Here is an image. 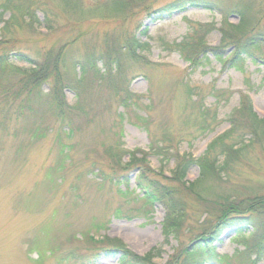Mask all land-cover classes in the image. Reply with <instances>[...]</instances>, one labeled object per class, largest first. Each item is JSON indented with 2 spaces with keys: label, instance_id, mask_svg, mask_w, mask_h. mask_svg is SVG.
Returning a JSON list of instances; mask_svg holds the SVG:
<instances>
[{
  "label": "rangeland",
  "instance_id": "rangeland-1",
  "mask_svg": "<svg viewBox=\"0 0 264 264\" xmlns=\"http://www.w3.org/2000/svg\"><path fill=\"white\" fill-rule=\"evenodd\" d=\"M117 1L119 13L110 11L113 0H109L100 12L89 13L82 21L79 17L87 15L71 0H48L45 10L52 13V32L43 24L44 9L37 12L40 22L36 24L25 17L5 31L10 14L0 20V43L5 45L2 39L12 38L16 54L35 55L77 38L67 53L69 60L78 59L87 51L100 50L124 30L147 43L137 52L142 58H127L122 73L129 83L122 85L143 96L140 105L120 108L119 98L107 86L114 80L107 77L100 87L87 89V97L80 100L87 110L74 114L73 135L63 133L61 123L42 108L36 119L50 127L47 132L44 127L31 129L35 126L30 110L27 118L18 105L0 104V264H122L123 249L142 258L143 264H166L202 231L206 209L217 199L216 195L202 201L192 194L190 185L200 177L196 165L188 168L183 180H174L176 159L203 156L233 119L240 126L253 122V112L264 119V42L257 38L256 47L232 63L237 49L230 48V39L223 38L221 31L235 33L240 44L245 41L248 31L232 26L240 23L238 7L247 4L251 9L246 11L247 27H254L250 33L261 36L264 0H202L217 8L188 6L160 19L156 11L175 0ZM136 3L150 6L141 10ZM123 12L130 14L128 21L119 16ZM202 38L206 47L219 48L222 54L209 53L195 67L178 48L184 41L201 44ZM15 61L21 68L30 66ZM64 94L70 105L78 104L73 91L66 89ZM247 97L252 106L242 111V98ZM119 112H126L122 120ZM201 122L208 128L202 129ZM260 126L264 130V124ZM261 132V143L243 148L230 181L219 186V195L231 200L264 193ZM245 133L239 130L238 135ZM132 152L137 160L127 166ZM143 169L148 180L164 189L184 192L188 213L178 238L163 231L166 204L148 203L143 197L137 180ZM259 228L264 231V224ZM254 236L252 228L226 231L211 245V251L221 256L218 264H251L254 255L247 243L256 246ZM258 264H264V259Z\"/></svg>",
  "mask_w": 264,
  "mask_h": 264
},
{
  "label": "trees",
  "instance_id": "trees-1",
  "mask_svg": "<svg viewBox=\"0 0 264 264\" xmlns=\"http://www.w3.org/2000/svg\"><path fill=\"white\" fill-rule=\"evenodd\" d=\"M48 0H0V20H3V16L8 13L10 17L5 21V29H10L14 22L20 19L29 17L30 23H39V16L37 12L39 9H44ZM52 2L56 0H51ZM94 1V4L92 3ZM109 1V0H105ZM102 0H89L87 3L84 0H71L72 4L77 8L85 12L87 16H80L79 20H87L89 13H98L106 2ZM111 1V0H110ZM59 2V1H58ZM68 2V1H67ZM119 1L113 0L112 8L110 11L119 13L115 10L116 4ZM85 3V4H84ZM67 6V4H66ZM137 8L145 10L149 8V3H136ZM188 6L193 7H205L213 9L216 6L212 2L204 3L202 0H175L164 7L159 8L156 12H160L159 19L164 16L171 15L176 10H184ZM36 7V8H35ZM35 8V10H34ZM217 8V7H216ZM250 7L247 4L242 7H238L236 10L240 23L237 26H232L235 29L241 31L246 30L244 33L245 41L240 44L239 38L235 33L228 34L223 28V38L230 39V48L237 51L235 56L232 57L230 62H234L237 58H243L244 55H248V50L256 47V40L261 39L264 42V33H260L261 36L250 33L255 30L254 27H247L249 21V15L247 10ZM109 9V8H108ZM92 10V11H91ZM47 12V10H45ZM119 15L123 20L128 21L130 14ZM93 15V14H92ZM52 13L47 12L45 14L43 24L47 29L54 30L52 24ZM86 17V18H85ZM76 18V17H75ZM85 18V19H84ZM77 19V18H76ZM74 19V21H76ZM253 19V17H251ZM226 21V20H225ZM82 22H79V28H81ZM13 28H16L15 26ZM254 28V29H253ZM6 31V30H5ZM82 29H80L81 35ZM250 33V34H248ZM116 38L111 43L106 42L100 50L87 51L81 58L68 59V47L77 40H64V42L58 48H50L46 51L41 49V52H37L35 55H28L18 51L17 54L11 49L13 47V41L9 39H2L5 43H0V89L3 90V97L0 104H13L18 105L20 113L26 111V117H30L29 110L34 117L33 123L35 131L43 130L47 132L50 127L39 123L36 119L39 116L38 110L42 108L45 115L51 116L55 121L61 123L66 135H73L76 131L73 124V116L76 112L86 111L83 103L80 100L87 97V89L91 92L96 87H100V83L104 82L107 77L112 78L114 83L107 85L108 88L115 93V97L119 98L117 105L120 108L126 110L130 109L133 104L138 107L140 100L143 98L141 95L131 93L127 87H124L123 82H127L123 71L127 64V58L137 59L142 58L137 52L145 48L147 43L141 42L135 36H131L130 32L124 30L122 33L116 34ZM255 35V36H254ZM241 38V37H240ZM237 40V41H236ZM202 43L190 44L184 41L179 44L180 51L184 52L182 56L185 61H190L195 67L204 63L202 59H208L209 53L214 55L222 54L219 48H209L204 44V39L200 40ZM259 43V42H257ZM12 46V47H11ZM228 46V47H229ZM10 50H9V49ZM21 62H27L30 66L27 68H21L16 65L15 60ZM125 82V83H126ZM126 85H129L127 82ZM45 86L48 90L45 91ZM73 91L79 102L77 105H70L65 98V90ZM1 93V94H2ZM247 98H242L240 107L242 111L251 102ZM91 108V107H90ZM250 109V108H249ZM126 112H119L118 115L122 120ZM36 114V116L34 115ZM87 114V112H85ZM208 113L205 112V116ZM253 122L249 121V124L240 126L238 120L233 119L231 126L224 133L218 135L207 146L204 155L197 160L186 158H177L176 172L174 173V180L181 181L183 176L187 172L188 168L192 165H196L200 169V177L193 182L190 186L192 194L195 197H202V201H206L209 197H215L217 199L212 203V207L206 209V218L202 225V231L193 238L192 242L184 249H180L173 258H171L166 264H218L220 262V254L211 251L212 243L219 241L222 235L228 230L241 231L245 228H252L254 231L257 244L252 246L251 243H247L252 249L254 258H251V264H258L259 261L264 259V231L259 228L264 224V193H249L247 195L233 197L230 200L227 196L219 195L218 188L221 183H227L230 181L231 172L235 169L236 163L242 158V150L246 146L255 143H261V135H259V129L264 130L260 124H264V119L260 120L258 116L253 112ZM43 119V116H42ZM44 121V120H43ZM202 129H207V125L200 123ZM213 130V129H212ZM239 130H244L245 134H239ZM249 135V136H248ZM247 137V138H246ZM258 138V139H257ZM158 153V152H157ZM130 154V162L127 166L134 165L137 153L132 152ZM121 157H119L120 160ZM137 160V159H136ZM138 167V166H136ZM121 177H126L123 175ZM120 177V178H121ZM138 184L142 186L144 191V198L148 203L164 202L166 204V216L163 221V231L169 237L173 236L178 238L180 230L186 221L188 213V205L185 201V194L179 189H164L155 180H148L146 171H139L137 175ZM206 184V181L210 182ZM202 183V185H200ZM204 184V186H203ZM197 187V188H196ZM203 189V190H201ZM207 194V196H205ZM260 229V230H259ZM121 246V245H119ZM117 246V247H119ZM120 249V247L118 248ZM117 253V252H116ZM120 261L122 264H143L142 258H138L132 255L128 250L121 251ZM145 262V261H144Z\"/></svg>",
  "mask_w": 264,
  "mask_h": 264
}]
</instances>
